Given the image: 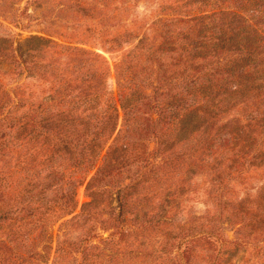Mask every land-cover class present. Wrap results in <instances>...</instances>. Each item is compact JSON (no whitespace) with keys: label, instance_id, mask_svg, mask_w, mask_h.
Here are the masks:
<instances>
[{"label":"trees","instance_id":"1","mask_svg":"<svg viewBox=\"0 0 264 264\" xmlns=\"http://www.w3.org/2000/svg\"><path fill=\"white\" fill-rule=\"evenodd\" d=\"M200 3L188 18L154 23L162 38L158 47L140 41L118 60L115 91L108 87L111 67L98 54L103 60L98 65L45 66L54 79L50 95L26 112L24 124L19 119L25 160L17 203L24 202L27 217L42 209L58 218L71 216L66 225L88 222L110 186L116 188L115 218L138 222L141 202L164 192L153 189L168 184L178 160L199 155L204 166L212 160L220 186L232 172L264 162V147L257 146L264 139V0ZM181 23L189 25L187 31L172 28ZM7 105L0 103V128L17 108L16 102ZM237 107L245 114L231 116ZM7 136L0 130V153L9 147ZM177 147H184L182 153ZM83 185L89 201L77 211L76 190ZM263 201L240 205L246 225L261 220ZM214 219L200 230L209 241L218 232ZM65 243H58V258L69 252Z\"/></svg>","mask_w":264,"mask_h":264},{"label":"rangeland","instance_id":"2","mask_svg":"<svg viewBox=\"0 0 264 264\" xmlns=\"http://www.w3.org/2000/svg\"><path fill=\"white\" fill-rule=\"evenodd\" d=\"M201 1L0 0V103H17L0 128L1 136L10 133L9 147L0 153V264H264V212L261 220L246 225L238 210L248 200L264 197V162L232 172L220 186L213 180L212 160L207 166L199 155L178 160L167 175L168 184L153 189L164 192L141 202L138 222L129 216L115 218L116 188L110 186L88 222L66 225L71 216L58 218L42 209L27 217L24 202L17 203L22 200L25 160L19 119L24 124L26 112L37 110L50 95L54 79L45 66L74 70L81 61L98 65L100 55L111 67L108 87L115 91L118 60L137 50L140 41L158 47L162 38L154 23L187 17ZM172 28L187 31L189 25ZM69 76L74 79L76 73ZM242 114L240 107L231 112ZM183 150L177 147L175 152ZM76 200L77 211L89 201L84 185L77 187ZM211 217L218 232L209 241L200 230ZM63 240L69 252L58 258L55 250Z\"/></svg>","mask_w":264,"mask_h":264}]
</instances>
